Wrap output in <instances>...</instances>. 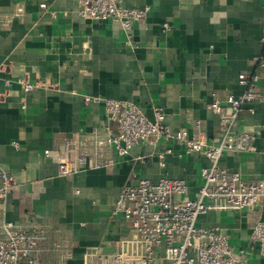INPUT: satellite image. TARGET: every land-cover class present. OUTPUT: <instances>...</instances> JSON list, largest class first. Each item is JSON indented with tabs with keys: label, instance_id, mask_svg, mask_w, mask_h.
<instances>
[{
	"label": "crops",
	"instance_id": "obj_1",
	"mask_svg": "<svg viewBox=\"0 0 264 264\" xmlns=\"http://www.w3.org/2000/svg\"><path fill=\"white\" fill-rule=\"evenodd\" d=\"M120 2L150 7L130 32L114 21L78 16L77 0H0V165L14 177L0 200V223L42 224L52 238L65 240L70 255L52 256L45 264H84L89 251H114L128 233L122 217L111 215L124 182L166 175L183 179L189 188L183 197H193L208 159L184 153L170 138L141 142L124 158L110 151L111 166L61 175L44 149L61 150L65 137L104 125L115 132L104 99L129 101L149 119L161 110L173 130L189 134L200 121L206 139L216 141L213 94L226 107L225 96L243 90L238 74L254 70L255 56L264 57V0ZM18 78L33 89L24 91ZM259 88L264 92V85ZM85 96L99 100L86 102ZM250 106L253 112H242L234 128L253 133L251 150L225 153L219 163L264 180V100ZM164 149L171 152L161 167L157 155ZM259 220L264 221V200L252 210L200 217L243 253L244 264H264L250 236Z\"/></svg>",
	"mask_w": 264,
	"mask_h": 264
},
{
	"label": "built area",
	"instance_id": "obj_2",
	"mask_svg": "<svg viewBox=\"0 0 264 264\" xmlns=\"http://www.w3.org/2000/svg\"><path fill=\"white\" fill-rule=\"evenodd\" d=\"M75 13L94 20L119 23L130 32L137 21H144L150 7H125L120 0H77ZM44 8V4H40ZM167 28V24L164 25ZM261 41L264 42V33ZM254 70L238 74L243 87L238 95L225 96L224 107L216 93L209 104L217 116L216 141H208L195 121L192 133L185 128L173 130L165 123L161 110L147 118L133 103L126 100L104 99L107 116L116 122V130L104 125L89 131L65 137L61 150L44 149L43 156L56 162L61 175H70L81 168H99L115 163L110 151L124 158L141 142L166 141L173 138L184 153H201L208 165L200 168L201 183L193 197L183 179L166 175L157 181L146 177L124 182L113 201L111 215L125 221L128 233L116 241L111 252L89 251L84 264H244L242 252H234L228 237L211 226H204L200 217L209 211L252 210L264 200V180L242 176L220 165L225 153H247L251 150L253 133L234 128L244 111L253 112L250 104L264 100V57L255 56ZM24 91L34 84L16 79ZM11 85V81H6ZM84 97V101H98ZM228 108V111L226 110ZM18 147L16 141L11 142ZM164 149L158 153L159 165H165ZM14 185V177L0 165V200H4ZM251 239L264 256V221L253 226ZM70 255L65 240L52 238L50 230L42 225H27L19 221L0 223V264H45L52 256Z\"/></svg>",
	"mask_w": 264,
	"mask_h": 264
}]
</instances>
